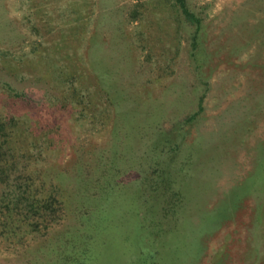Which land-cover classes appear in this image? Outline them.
<instances>
[{"label":"rangeland","instance_id":"rangeland-1","mask_svg":"<svg viewBox=\"0 0 264 264\" xmlns=\"http://www.w3.org/2000/svg\"><path fill=\"white\" fill-rule=\"evenodd\" d=\"M0 264H264V0H0Z\"/></svg>","mask_w":264,"mask_h":264},{"label":"trees","instance_id":"trees-1","mask_svg":"<svg viewBox=\"0 0 264 264\" xmlns=\"http://www.w3.org/2000/svg\"><path fill=\"white\" fill-rule=\"evenodd\" d=\"M154 172V181L150 183V187L153 188V190L158 189V192H160L159 196L161 194L160 197H162V201L160 202V204L163 206L160 207L162 208V210L166 211V208L174 209L179 206V204H181L182 202L181 194L179 190H176L174 182L170 181V178H168V176H165L166 181H163L160 174H164V172H159L157 169H155ZM166 213L168 214V211H166Z\"/></svg>","mask_w":264,"mask_h":264}]
</instances>
